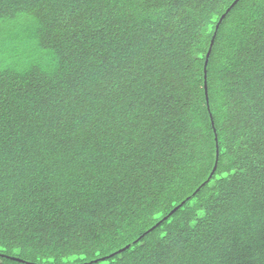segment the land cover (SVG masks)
I'll list each match as a JSON object with an SVG mask.
<instances>
[{"label":"trees","instance_id":"1","mask_svg":"<svg viewBox=\"0 0 264 264\" xmlns=\"http://www.w3.org/2000/svg\"><path fill=\"white\" fill-rule=\"evenodd\" d=\"M232 3L77 4L80 27L65 31L44 17L71 5L0 0V264H264V149L248 123L264 5L241 0L211 47ZM192 49L203 60L187 68ZM225 112L211 177L204 133Z\"/></svg>","mask_w":264,"mask_h":264},{"label":"snow or ice","instance_id":"2","mask_svg":"<svg viewBox=\"0 0 264 264\" xmlns=\"http://www.w3.org/2000/svg\"><path fill=\"white\" fill-rule=\"evenodd\" d=\"M54 2L59 3L60 5H71L72 8L70 9V15L67 17L64 16L62 12H58L56 14V17L54 20H49L48 17H44L47 22L52 25L53 27H60L63 28L65 31H67L68 27H74L79 28L80 27V18L74 11L75 6L77 4H83L84 7L91 6L93 4L100 5L104 2H107V0H54ZM241 0H233V3L231 5V8H235L237 4H239ZM261 4L264 5V0H261ZM231 8H229V11H231ZM252 23L256 26L254 28V31H259L260 38L262 40L261 45L256 49V51L253 53V56L258 60L260 71L258 73L260 79L262 82H264V11L261 12V15L259 18L253 17ZM215 31L219 32V28L217 27ZM252 35V33H250ZM253 39H255V36H252ZM75 39H79V37H75ZM212 44L214 47H216V40L215 38H211ZM198 49H192L190 51L183 52V58L187 61V68H191L193 66L199 65L200 61L203 60V57L197 58L196 51ZM0 51H2V45H0ZM209 58H212V52L209 51L207 53ZM227 58V57H226ZM2 59V57H0ZM201 70L203 72L202 79L204 80V89L205 92L208 91L209 83L211 81V77L209 75L210 69L207 64H204L201 66ZM3 71V68H0V72ZM131 71V70H129ZM214 74V69L211 70ZM133 82H135V77H133ZM4 90H3V81L0 80V96H3ZM257 101L253 99L252 104L255 105ZM259 104H260V117L258 121H254L251 116L248 117V123L252 125V128L250 130V136L249 139L255 146L257 143L259 144L261 149H264V86H262L261 91L259 93ZM207 111L211 113L212 111V104L211 100L208 103ZM238 111V110H237ZM168 101L167 98L162 101L161 108L157 109L151 116V119L156 122H162L166 119H168ZM238 118V117H237ZM233 119V116L225 112L223 116H217L214 118L211 122H209L208 127L204 133V136L206 138V144L211 149V154L213 157V164L215 167L219 168L221 167V151L224 149V137L227 135L225 131V121L227 120L229 123H231V120ZM0 127H2V124H0ZM147 138V137H146ZM247 147V145H246ZM255 153H252L251 156H249L247 159H244L241 157V159H244V164L247 165L248 159H253L255 156ZM259 164L261 168H264V151L261 152L260 158H259ZM239 171H243L244 167L237 166ZM215 175V171L212 173ZM228 173L224 172L222 176H218L217 180H224L228 178ZM171 223V221H169ZM4 238L0 236V244H3ZM100 254L97 253V256Z\"/></svg>","mask_w":264,"mask_h":264},{"label":"water","instance_id":"3","mask_svg":"<svg viewBox=\"0 0 264 264\" xmlns=\"http://www.w3.org/2000/svg\"><path fill=\"white\" fill-rule=\"evenodd\" d=\"M231 8V7H230ZM233 8H231V10H232ZM230 11H229V9L227 10V12L222 16V18H221V20H220V22H219V24H218V28L220 27V25H221V23H222V21L226 18V16L228 15V13H229ZM216 36H217V31H216V34H215V36H214V38L216 39ZM211 47H213V44H212V46ZM212 50V48L210 49V51ZM208 63H209V57H208V55H207V60H206V64L208 65ZM206 97H207V101H208V103H209V96H208V91L206 92ZM212 117V116H211ZM216 170H217V167H214V170L213 171H215L216 172ZM213 173V172H212ZM213 176V174L211 175V177ZM180 206H178L177 208H175L172 212H171V214H173L178 208H179ZM131 245H129V246H127L125 249H128L129 247H130ZM125 249H122L121 251H123V250H125Z\"/></svg>","mask_w":264,"mask_h":264}]
</instances>
